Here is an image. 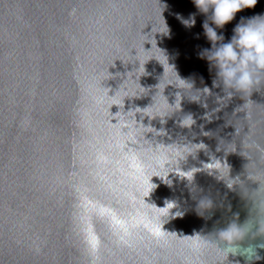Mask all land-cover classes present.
<instances>
[{
  "label": "water",
  "instance_id": "1",
  "mask_svg": "<svg viewBox=\"0 0 264 264\" xmlns=\"http://www.w3.org/2000/svg\"><path fill=\"white\" fill-rule=\"evenodd\" d=\"M160 2L0 0V264H202L214 254L198 252L192 236L225 227L234 214L249 218L252 202L239 185L229 189L207 169L215 157L259 189L247 167L264 181V85L245 111H237L246 103L238 94L221 106L215 70L198 55L211 48L205 15L193 0ZM191 13L189 28L178 16ZM256 14L264 0L217 31L228 42L241 17ZM165 71V81L179 75L211 94L197 100L161 83L155 96ZM153 97L167 116L156 117ZM185 115L191 128L180 125ZM179 140L204 145L168 176L153 177L157 187L144 199L151 152ZM230 143L235 151H226ZM190 170L191 186L182 176ZM200 195L218 204L209 217L195 210ZM165 201L183 214L162 225L154 212ZM257 252L254 264H264V248Z\"/></svg>",
  "mask_w": 264,
  "mask_h": 264
},
{
  "label": "clouds",
  "instance_id": "2",
  "mask_svg": "<svg viewBox=\"0 0 264 264\" xmlns=\"http://www.w3.org/2000/svg\"><path fill=\"white\" fill-rule=\"evenodd\" d=\"M193 3L198 12L206 17L202 27L204 35L211 42V48L201 49L198 55L201 59H206L209 62L211 70H215L216 75L213 80V87L222 88L225 93L222 97L218 96L217 100L223 106L228 100L238 94L246 103L243 109H237V111H245L249 108L252 92L264 85V14L241 17L240 22L233 29V36L228 42H225L224 35L217 30L224 29L225 25L235 19L238 12L246 8H254L258 0H193ZM178 18L181 19L185 26L190 28L195 25L196 13H191L187 19L182 16H178ZM164 27L167 28L168 33L169 29L166 22ZM155 33L165 34L163 28ZM163 54L167 57L164 51ZM137 61L139 62V67L133 73L139 71L141 67L140 61ZM166 75L165 71L160 83L157 85L158 91L155 96L160 92L159 85L161 83H164V90L168 85H175L183 90V94L185 92L198 93L197 100L204 95L211 94V89L208 87L196 89L194 82L181 79L179 75L175 82L171 79L165 81L164 77ZM115 96L116 93L113 98ZM126 97H129L127 90H125L124 101ZM154 97L152 109L156 117L167 116V111L158 105ZM165 104L174 111L176 110V104H170L168 98ZM149 118H152L151 115ZM193 124L194 120L191 115H185L180 121L182 127L191 128ZM201 144L185 143L179 140L176 142V147L170 151H162L157 148L154 152H151L152 164L145 173V178L141 181L140 195L144 199L149 197L157 187L152 182V178L168 176L169 173L179 168L180 164L190 154H195L198 149H201L195 147V145ZM221 146H223V142H221ZM248 146L260 148V145L256 144L255 141ZM235 150V143H230L226 147L228 152ZM210 164L213 167L211 170H207L219 180L224 181L229 189L235 190L237 185H239L243 197L252 202V211L249 218L243 223L239 221L238 214H234L233 219L225 227L215 229L207 235L197 233L192 236L196 241L198 252L214 254L211 261H203L202 264H240L238 260L233 262L229 257L241 256L244 257L245 264H254V261L260 258L257 249L264 248V181L258 178L260 173L250 171L247 167L248 177L253 181H258L260 184L259 189L250 191L239 177L231 175V170L227 163H221L220 160L213 157ZM248 165L255 166V161L251 160ZM194 174L195 170L183 172L182 176L188 178L190 186L194 184ZM217 206V202L210 195H200L197 198L195 210L198 215L209 217ZM175 207H177L175 201H165L164 207L156 206L154 218H158L164 225L169 218L183 214L179 210L173 213L172 209Z\"/></svg>",
  "mask_w": 264,
  "mask_h": 264
}]
</instances>
